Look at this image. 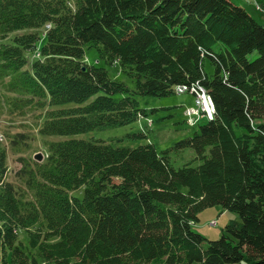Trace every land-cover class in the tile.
Segmentation results:
<instances>
[{
  "label": "trees",
  "instance_id": "1",
  "mask_svg": "<svg viewBox=\"0 0 264 264\" xmlns=\"http://www.w3.org/2000/svg\"><path fill=\"white\" fill-rule=\"evenodd\" d=\"M86 45L134 89L88 66ZM178 86L203 89L213 114L160 152L45 141L12 183L0 142V264H264V26L230 0H0L3 100L51 108L43 137L132 124L148 114L134 95ZM185 149L193 160L174 168L170 152ZM213 206L240 223L208 241L192 226Z\"/></svg>",
  "mask_w": 264,
  "mask_h": 264
},
{
  "label": "rangeland",
  "instance_id": "2",
  "mask_svg": "<svg viewBox=\"0 0 264 264\" xmlns=\"http://www.w3.org/2000/svg\"><path fill=\"white\" fill-rule=\"evenodd\" d=\"M42 32V30L40 31ZM19 34V33H16ZM41 43H43L41 41ZM84 61L88 66L102 67L107 71L111 80L124 83L129 90L134 89V82L127 75L123 74L118 66L108 65L99 59L98 52L94 47L84 46ZM204 70L212 73V67L208 61L204 62ZM0 89V135L4 137L3 145L6 147L7 175L6 179L16 183V172L21 167L20 158L32 159L35 154L41 153L45 156V141H57L63 139H81L86 141H102L114 148H136L139 145L153 144L158 152L171 148L174 144L184 138L190 137L198 130V126L206 123L207 119L198 121L191 126L185 123L183 110L185 107L193 106V99L189 95L172 94L167 97H152L134 95L140 109L147 111L146 117H140L132 124L120 127H106L95 129L87 133L75 136H52L43 137L38 134V128L46 110L32 106L21 111L12 112L4 102L6 93ZM11 97V96H9ZM74 104H67L59 108L73 107ZM213 106V105H212ZM151 123V125H150ZM150 125V126H149ZM145 134V138H135L134 135ZM24 135V143L19 150H14L10 145V140L16 135ZM194 154L190 149L182 152L172 150L170 152V162L174 168H180L191 162ZM199 162H192V166ZM81 198L83 187L73 192ZM198 221L192 226V230L204 237L208 241H215L220 238L225 226L232 222L240 223L237 214L226 211L220 206H213L202 210L198 215ZM198 264V263H195ZM246 264V263H245Z\"/></svg>",
  "mask_w": 264,
  "mask_h": 264
},
{
  "label": "built area",
  "instance_id": "3",
  "mask_svg": "<svg viewBox=\"0 0 264 264\" xmlns=\"http://www.w3.org/2000/svg\"><path fill=\"white\" fill-rule=\"evenodd\" d=\"M257 9H259L257 7ZM176 95H192L193 106L184 110L186 122L193 125L198 119L206 118L211 119L213 114V106L203 89L193 90L186 86H178L175 88Z\"/></svg>",
  "mask_w": 264,
  "mask_h": 264
},
{
  "label": "crops",
  "instance_id": "4",
  "mask_svg": "<svg viewBox=\"0 0 264 264\" xmlns=\"http://www.w3.org/2000/svg\"><path fill=\"white\" fill-rule=\"evenodd\" d=\"M244 8L256 21L264 26V0H230ZM257 7L259 9H257ZM238 264H245L244 262Z\"/></svg>",
  "mask_w": 264,
  "mask_h": 264
},
{
  "label": "water",
  "instance_id": "5",
  "mask_svg": "<svg viewBox=\"0 0 264 264\" xmlns=\"http://www.w3.org/2000/svg\"><path fill=\"white\" fill-rule=\"evenodd\" d=\"M33 160L36 161V162H38V163H40L43 160V155L41 153L35 154L33 156Z\"/></svg>",
  "mask_w": 264,
  "mask_h": 264
}]
</instances>
